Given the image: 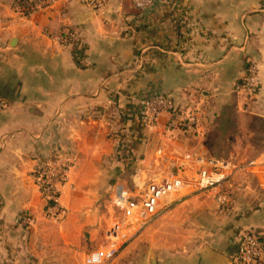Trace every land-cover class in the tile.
I'll list each match as a JSON object with an SVG mask.
<instances>
[{
	"label": "crops",
	"instance_id": "obj_1",
	"mask_svg": "<svg viewBox=\"0 0 264 264\" xmlns=\"http://www.w3.org/2000/svg\"><path fill=\"white\" fill-rule=\"evenodd\" d=\"M20 1L0 0V264L80 263L61 252L106 243L110 191L186 155L228 163L230 203L166 202L145 229L150 254L126 256L136 241L111 264H229L247 235L264 237V170L245 165L264 154V0H162L146 14L133 0ZM252 66L246 100L236 88ZM148 92L197 107L198 128L168 131L169 115L144 128ZM56 155L72 169L66 221L50 231L35 174Z\"/></svg>",
	"mask_w": 264,
	"mask_h": 264
},
{
	"label": "built area",
	"instance_id": "obj_2",
	"mask_svg": "<svg viewBox=\"0 0 264 264\" xmlns=\"http://www.w3.org/2000/svg\"><path fill=\"white\" fill-rule=\"evenodd\" d=\"M55 1V0H51ZM96 10L102 9L100 0H83ZM162 0H133L136 8L146 14ZM42 4V1H41ZM37 5L29 7L33 13ZM243 83L237 86L240 97L248 100L253 94L256 84V68L250 67L245 74ZM0 99V107H4ZM198 108L187 107L183 113L177 106L158 92H148L141 98L139 117L144 128L155 126L164 115L170 116L168 131H186L193 133L198 128ZM247 169L264 170V154L248 161ZM72 165L61 157L46 162L41 171L35 174V182L48 216L56 221L66 218L68 212L60 204L62 188L67 184ZM228 163L224 161H207L192 155H186L181 164L164 175L156 176L147 186L145 192L137 194L129 188L120 186L114 193V205L121 214V219L113 224L107 234L105 246L86 256L85 264H110L120 250L143 230L153 223L166 202L182 200L197 194H210L220 207L229 203V192L232 169L227 173ZM264 260V241L258 236L247 235L233 264H259Z\"/></svg>",
	"mask_w": 264,
	"mask_h": 264
},
{
	"label": "rangeland",
	"instance_id": "obj_3",
	"mask_svg": "<svg viewBox=\"0 0 264 264\" xmlns=\"http://www.w3.org/2000/svg\"><path fill=\"white\" fill-rule=\"evenodd\" d=\"M211 155V154H210ZM215 156V154H212L211 156ZM213 156V157H214ZM148 184H149V182L145 185V182L144 183H135V182H129V180H128V182H126L125 183V185L124 186H126V188H129L132 192H137V194H142L143 192H145V190H146V188H147V186H148ZM116 189H112L111 191H110V193H111V198H109V199H107L106 201H104L105 202V205H104V202H101V207H103V209L106 211V209L108 208V209H110L109 210V214L107 215V216H105V218L104 219H106V222L103 220V218H102V221H103V223L107 226V229L109 228V230H110V228L113 226L112 224H114L115 222H117V221H119L120 219H121V214H120V212L117 210V208L115 207V205H114V202H113V200H114V191H115ZM39 196H40V194H39ZM109 196V197H110ZM40 199H41V196H40ZM41 201H42V203H43V200L41 199ZM107 207V208H106ZM43 216H44V218H45V220H44V224H42V225H45L46 227H48L49 228V230L51 231V230H53V229H56V228H59V226H62L64 223H65V221H66V218H64L62 221H56L55 219H53L51 216H48V214H47V210H46V208H45V205H44V203H43ZM68 215V214H67ZM67 217V216H66ZM157 219V217L155 218V220ZM154 220V221H155ZM153 221V222H154ZM32 223H33V219L32 218H30V217H28V216H26L25 217V220H24V226H27V227H30L31 225H32ZM105 225H103V227H105ZM160 228H162V227H160ZM155 229H153V231H154ZM105 231V230H104ZM145 230H143L136 238H134L132 241H130V242H128L123 248H125V249H127L128 248V246L129 245H131V244H133L134 242H136V241H138V243H137V247H136V250L133 248V249H130V251H127V254H126V256H128V257H130V258H137V257H140V255L138 254V247H141V254H146V255H149L150 254V252H151V249H149V247H150V242H149V238H150V235L152 236V233L151 232H149V231H145ZM144 232V233H143ZM165 232H162V234H164ZM160 243H164L163 242V240H161V242ZM168 244H170V242H168ZM103 246H105V243L102 245V246H98V247H95L93 250H91L90 252H88V253H86L85 255H79V254H74L73 255V253L71 254L69 251L68 252H64V251H62L61 252V256L63 257V256H68V257H73V256H75L76 258H78L79 259V262L80 263H77V264H83L82 263V261L84 262V264H85V260H86V256L89 254V253H91V252H93V251H95V250H98V249H101ZM124 249V250H125ZM153 251V250H152ZM154 252V251H153ZM161 252V249H158L157 250V253H160ZM122 253V252H121ZM55 256H56V254H55ZM118 256V255H117ZM116 256V257H117ZM49 258H52V257H49ZM112 263V262H111ZM110 263V264H111Z\"/></svg>",
	"mask_w": 264,
	"mask_h": 264
},
{
	"label": "trees",
	"instance_id": "obj_4",
	"mask_svg": "<svg viewBox=\"0 0 264 264\" xmlns=\"http://www.w3.org/2000/svg\"><path fill=\"white\" fill-rule=\"evenodd\" d=\"M29 2V0H21L20 2H19V5H25L26 3H28ZM58 157H60V156H55L54 158H52V159H55V158H58ZM52 159H50L49 161H51ZM48 161V162H49ZM41 169H42V167L40 168V171H41ZM262 241H264V237H262V236H260L259 237ZM259 264H264V260L263 261H261Z\"/></svg>",
	"mask_w": 264,
	"mask_h": 264
},
{
	"label": "water",
	"instance_id": "obj_5",
	"mask_svg": "<svg viewBox=\"0 0 264 264\" xmlns=\"http://www.w3.org/2000/svg\"><path fill=\"white\" fill-rule=\"evenodd\" d=\"M151 263L154 264V261L151 260ZM229 264H233V262L231 260H229Z\"/></svg>",
	"mask_w": 264,
	"mask_h": 264
}]
</instances>
